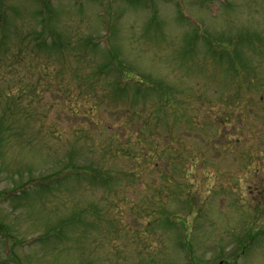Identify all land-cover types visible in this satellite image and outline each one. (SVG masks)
<instances>
[{
    "label": "rangeland",
    "instance_id": "374dc122",
    "mask_svg": "<svg viewBox=\"0 0 264 264\" xmlns=\"http://www.w3.org/2000/svg\"><path fill=\"white\" fill-rule=\"evenodd\" d=\"M0 264H264V0H0Z\"/></svg>",
    "mask_w": 264,
    "mask_h": 264
},
{
    "label": "trees",
    "instance_id": "16d2710c",
    "mask_svg": "<svg viewBox=\"0 0 264 264\" xmlns=\"http://www.w3.org/2000/svg\"><path fill=\"white\" fill-rule=\"evenodd\" d=\"M51 37L54 38L53 34H50ZM58 42V41H57ZM57 42L53 41V46H57ZM115 64V63H114ZM113 63H110L109 65H114ZM110 66V68H111ZM118 68H121V67H118ZM107 71V67H103V66H100V68L97 70V74L98 75H102L103 73H105ZM95 73V72H94ZM125 75V73L121 74V76L123 77ZM120 79V78H119ZM116 150H118L116 148ZM119 150L121 151H124L123 149H120ZM150 151H147V154L149 153ZM73 156L71 155L70 158H68V161H66V163L64 164V166L61 167V171L64 175H68V174H76L78 173V169H82V173H84L85 175H92L93 177H101L103 179L107 178L106 176H104L101 172V170H104V169H100V168H87V166H79L78 164L74 163L73 161ZM48 179L45 178V180ZM43 179V181H45ZM42 186H44V182L41 184ZM37 238H40V237H37ZM35 238V239H37Z\"/></svg>",
    "mask_w": 264,
    "mask_h": 264
}]
</instances>
